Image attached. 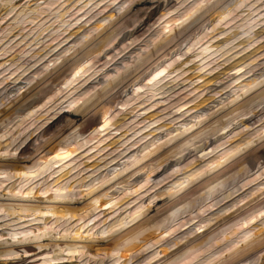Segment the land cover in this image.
I'll use <instances>...</instances> for the list:
<instances>
[{
    "label": "rangeland",
    "instance_id": "obj_1",
    "mask_svg": "<svg viewBox=\"0 0 264 264\" xmlns=\"http://www.w3.org/2000/svg\"><path fill=\"white\" fill-rule=\"evenodd\" d=\"M0 264H264V0H0Z\"/></svg>",
    "mask_w": 264,
    "mask_h": 264
},
{
    "label": "bare ground",
    "instance_id": "obj_2",
    "mask_svg": "<svg viewBox=\"0 0 264 264\" xmlns=\"http://www.w3.org/2000/svg\"><path fill=\"white\" fill-rule=\"evenodd\" d=\"M1 226V225H0ZM3 228V227H0V229Z\"/></svg>",
    "mask_w": 264,
    "mask_h": 264
}]
</instances>
